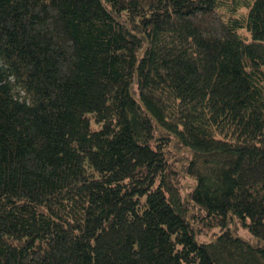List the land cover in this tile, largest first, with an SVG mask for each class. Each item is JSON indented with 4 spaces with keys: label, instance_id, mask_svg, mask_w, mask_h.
<instances>
[{
    "label": "trees",
    "instance_id": "trees-1",
    "mask_svg": "<svg viewBox=\"0 0 264 264\" xmlns=\"http://www.w3.org/2000/svg\"><path fill=\"white\" fill-rule=\"evenodd\" d=\"M0 264H264V0H0Z\"/></svg>",
    "mask_w": 264,
    "mask_h": 264
},
{
    "label": "rangeland",
    "instance_id": "rangeland-1",
    "mask_svg": "<svg viewBox=\"0 0 264 264\" xmlns=\"http://www.w3.org/2000/svg\"><path fill=\"white\" fill-rule=\"evenodd\" d=\"M236 232H238L241 235H248L247 231L245 230V228H243L242 226L238 225Z\"/></svg>",
    "mask_w": 264,
    "mask_h": 264
}]
</instances>
